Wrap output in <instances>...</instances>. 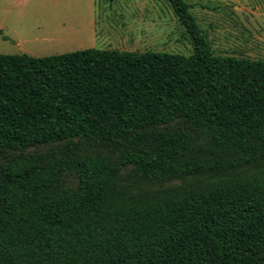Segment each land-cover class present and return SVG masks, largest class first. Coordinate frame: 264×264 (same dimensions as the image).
I'll use <instances>...</instances> for the list:
<instances>
[{"label":"trees","instance_id":"obj_1","mask_svg":"<svg viewBox=\"0 0 264 264\" xmlns=\"http://www.w3.org/2000/svg\"><path fill=\"white\" fill-rule=\"evenodd\" d=\"M170 2L188 55L0 53V264H264V60Z\"/></svg>","mask_w":264,"mask_h":264},{"label":"rangeland","instance_id":"obj_2","mask_svg":"<svg viewBox=\"0 0 264 264\" xmlns=\"http://www.w3.org/2000/svg\"><path fill=\"white\" fill-rule=\"evenodd\" d=\"M183 1L215 54L264 60V0ZM0 29L4 54L193 49L170 0H0Z\"/></svg>","mask_w":264,"mask_h":264},{"label":"water","instance_id":"obj_3","mask_svg":"<svg viewBox=\"0 0 264 264\" xmlns=\"http://www.w3.org/2000/svg\"><path fill=\"white\" fill-rule=\"evenodd\" d=\"M173 2H174V3H176V2H177V0H173Z\"/></svg>","mask_w":264,"mask_h":264}]
</instances>
